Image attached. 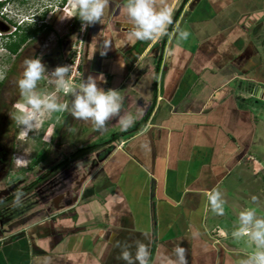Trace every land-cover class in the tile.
Wrapping results in <instances>:
<instances>
[{"label":"crops","instance_id":"0c3cea01","mask_svg":"<svg viewBox=\"0 0 264 264\" xmlns=\"http://www.w3.org/2000/svg\"><path fill=\"white\" fill-rule=\"evenodd\" d=\"M124 3L110 0L89 26L80 82L103 74L98 86L120 91L125 116L150 115L74 185L68 176L48 215L0 228V264H123L133 242L148 264H175L177 246L186 264H242L252 253L204 193L228 188L264 134V0H153L173 23L143 42L127 39ZM150 73L153 93L142 96Z\"/></svg>","mask_w":264,"mask_h":264},{"label":"rangeland","instance_id":"374dc122","mask_svg":"<svg viewBox=\"0 0 264 264\" xmlns=\"http://www.w3.org/2000/svg\"><path fill=\"white\" fill-rule=\"evenodd\" d=\"M0 12L9 18H6L5 22L11 20L15 25L17 22L22 27L18 36L40 29L36 39L32 38L21 47V56L16 57L8 48L15 42L14 39H0V228L4 229L2 233H7L29 218L48 215L45 207L52 202L58 189L65 188L66 178L70 176L74 185L91 167L99 164L106 148L101 147L84 155L59 175L52 179L47 178L35 188L33 184L37 179L45 177L48 171L79 148L103 144L113 135L123 131L117 122L118 119L107 122L106 130L98 132L91 121L75 119L65 111L46 113L41 118L40 127L25 135L14 120V116L19 113L18 105L24 103L16 86V81L23 71V61L40 57L49 70L65 66L75 58L82 38V78L89 26L85 28V34L82 36L83 29L76 17L73 0H7L5 5L0 7ZM41 20L47 21L44 23V26H48L47 29L39 27L42 25ZM6 33L7 30H4L3 35ZM150 58L149 56L148 59ZM152 74H147L149 77L147 76V81L144 82L142 94L140 93L142 96L153 93L152 85L157 71H154V78H151ZM80 78L76 79L73 86L79 85ZM49 79L46 74L38 83L37 91L42 95L55 94L60 103H70V95L56 89L49 83ZM123 109H126V104H123ZM139 113L137 107L128 111L127 115H133L135 122L126 131H130L143 119ZM122 114L121 112L122 117L125 116ZM227 186L229 187L221 191L225 204L224 214L219 217L228 219L229 234L237 227L234 221H238V214L242 210H254L258 218H264V134L257 141L254 156L245 159ZM24 190L27 191L26 195L22 194ZM17 194H21L18 204L15 202ZM5 200L7 202H4ZM227 209L230 210L228 213ZM34 211L38 213L31 215L33 217L29 216ZM19 219L21 221H18ZM248 244L251 247L249 250L253 252L254 246L250 241Z\"/></svg>","mask_w":264,"mask_h":264},{"label":"clouds","instance_id":"9594fccd","mask_svg":"<svg viewBox=\"0 0 264 264\" xmlns=\"http://www.w3.org/2000/svg\"><path fill=\"white\" fill-rule=\"evenodd\" d=\"M6 2L7 0L0 1V4ZM109 3L110 0H73V7L77 11L76 17L81 22L82 29L96 23L101 24ZM122 12L127 21L126 35L130 41H152L165 34L167 27L173 23L171 8L157 9L153 0H126ZM189 35L187 31H178L180 40H187ZM109 45L108 41L104 43L105 51L101 55L106 53ZM22 66L23 71L16 81V86L24 103L18 105L19 113L14 116V120L25 135L40 127L41 118L46 113L65 111L75 119L91 121L98 132L105 131L107 122L113 119H118L122 131H126L134 124L133 115L123 117L120 115L124 99L120 91L105 90L98 86L105 82L103 74L89 75L78 86H73L68 79L70 67L67 65L49 70L38 57L25 59ZM46 74L50 77V84L70 95V103H60L55 94L42 95L37 91L38 83ZM20 195L16 196L17 204ZM204 195L210 210L215 215L222 216L225 204L222 193L213 189ZM231 236L236 240L247 237L254 246V251L242 264H264V218H258L254 210L240 211L238 226L231 232ZM173 254L176 258L175 264H186L185 250L182 247H175ZM118 259L123 261V264H148L149 251L145 244L133 242L122 248Z\"/></svg>","mask_w":264,"mask_h":264},{"label":"trees","instance_id":"16d2710c","mask_svg":"<svg viewBox=\"0 0 264 264\" xmlns=\"http://www.w3.org/2000/svg\"><path fill=\"white\" fill-rule=\"evenodd\" d=\"M0 5L3 6V5H5V3H2V4H0ZM39 32H40V30H39V29H36V30H34V31H29V32L26 33V34H23L22 36H20V38H19L18 41L14 42V43H12V44H10V45L8 46L9 50H10L12 53L16 54V53L18 52V50H19V49H20L25 43L28 42L29 39H31V38H33V37L39 35ZM169 33H170V32L168 31V33H167V35H166V37H165V40L167 39ZM159 68H160V67L158 66V67H157V74H156V77H158ZM156 80H157V79H156ZM0 85H1V84H0ZM154 96H156V91L154 92ZM150 111H151V110H149L148 114H146V116H145L140 122H138V123L136 124V126L132 127L130 131L122 132V134H121V133H119V134H115V135L112 136V138H111L109 141H107V142H105V143H103V144H100V145H99V144H98V145H92V146L87 147V148H79L76 152H74L73 154L67 156L62 162H60L58 165H56V166L53 167L50 171H48V173H47V175H46L45 177H41V178L37 179L36 182H34L33 187L36 188L38 185H40V183L46 181L47 178H51V179H52L53 177L59 175L62 171H64L66 168H68V167H69L72 163H74L77 159L82 158L84 155L90 154V153H92L93 151H95V150H97V149H99V148H101V147H102V148H103V147H106L107 144H109V143H111L112 141H114L115 139L119 138L120 135H122V136L124 135V136H125V135H128V134H130V133H134V132H136V131L139 129V127H140L141 125H143V124L147 121V118H148L149 115H150ZM32 190H33V189H32ZM26 192H27V191L24 190V191L22 192V194H23V195H26V194H27ZM10 199H11V198H10ZM4 202H7V201L5 200ZM4 202H3V203H4ZM2 228H3V227H2Z\"/></svg>","mask_w":264,"mask_h":264},{"label":"flooded vegetation","instance_id":"af4514ba","mask_svg":"<svg viewBox=\"0 0 264 264\" xmlns=\"http://www.w3.org/2000/svg\"><path fill=\"white\" fill-rule=\"evenodd\" d=\"M0 7H1V5H0ZM0 30H7V32L8 33H6L5 34V36L3 35V31L2 32H0V39L1 40H5V39H10V38H12V39H14L13 41H18L19 40V38H20V36H18L20 33H21V29H22V27L20 26V25H18V23L17 22H15L16 23V25L14 24V22L13 21H11V20H7V22H5V19L6 18H8L7 16H5V15H3V13H1L0 12ZM42 17V16H41ZM9 19V18H8ZM36 21V20H35ZM5 23H6V25H5ZM41 23H42V25H40L39 27L40 28H42V27H44V29H47L48 28V26L47 25H45L44 26V23H47V21L45 22L44 20H41ZM12 28H14L13 29V31L12 32H10V30L12 29ZM40 30V29H39ZM33 39H36L35 37H33ZM30 41L32 40V38L31 39H29ZM28 40V41H29ZM2 43V42H1ZM22 49L20 48L19 50H18V52L15 54V56L17 57V56H21V53H22ZM2 85V84H1Z\"/></svg>","mask_w":264,"mask_h":264},{"label":"built area","instance_id":"2783aa9c","mask_svg":"<svg viewBox=\"0 0 264 264\" xmlns=\"http://www.w3.org/2000/svg\"><path fill=\"white\" fill-rule=\"evenodd\" d=\"M3 1V0H0ZM83 33L82 36H84L85 34V28H83ZM81 41L79 42V45L77 47V53L76 56L73 60H71L69 63H67L66 65L70 67V73H69V81L72 85L75 84L76 79H79L81 77V70H80V66H81V59H82V53L83 51V47H84V40L82 38H80Z\"/></svg>","mask_w":264,"mask_h":264}]
</instances>
